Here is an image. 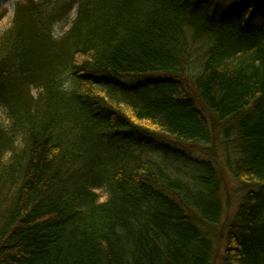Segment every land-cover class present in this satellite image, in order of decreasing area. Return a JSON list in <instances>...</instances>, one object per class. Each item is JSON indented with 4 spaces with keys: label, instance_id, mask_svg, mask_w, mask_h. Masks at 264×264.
Here are the masks:
<instances>
[{
    "label": "trees",
    "instance_id": "trees-1",
    "mask_svg": "<svg viewBox=\"0 0 264 264\" xmlns=\"http://www.w3.org/2000/svg\"><path fill=\"white\" fill-rule=\"evenodd\" d=\"M0 264H264V0L18 1Z\"/></svg>",
    "mask_w": 264,
    "mask_h": 264
},
{
    "label": "rangeland",
    "instance_id": "rangeland-1",
    "mask_svg": "<svg viewBox=\"0 0 264 264\" xmlns=\"http://www.w3.org/2000/svg\"><path fill=\"white\" fill-rule=\"evenodd\" d=\"M20 0H0V35L8 27L10 18L14 12L15 4ZM55 34L62 30L61 24L55 26ZM216 148L218 152L217 161L222 167V174L225 176V185L222 190V196L227 199V208L225 210L229 211L230 217L232 218L237 205L241 202V192L238 190L237 184L230 179L227 173V168L224 167V148L220 146L219 141H216Z\"/></svg>",
    "mask_w": 264,
    "mask_h": 264
}]
</instances>
